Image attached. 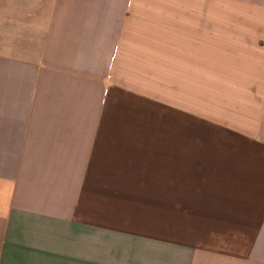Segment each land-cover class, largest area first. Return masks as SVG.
<instances>
[{"label": "crops", "instance_id": "1", "mask_svg": "<svg viewBox=\"0 0 264 264\" xmlns=\"http://www.w3.org/2000/svg\"><path fill=\"white\" fill-rule=\"evenodd\" d=\"M0 264H264V0H0Z\"/></svg>", "mask_w": 264, "mask_h": 264}]
</instances>
